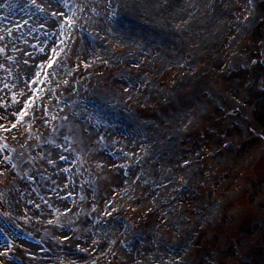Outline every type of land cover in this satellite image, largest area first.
<instances>
[{"label":"rangeland","instance_id":"rangeland-1","mask_svg":"<svg viewBox=\"0 0 264 264\" xmlns=\"http://www.w3.org/2000/svg\"><path fill=\"white\" fill-rule=\"evenodd\" d=\"M190 2L0 0V264H264V0Z\"/></svg>","mask_w":264,"mask_h":264},{"label":"bare ground","instance_id":"bare-ground-1","mask_svg":"<svg viewBox=\"0 0 264 264\" xmlns=\"http://www.w3.org/2000/svg\"><path fill=\"white\" fill-rule=\"evenodd\" d=\"M141 1L150 2L152 4L156 3L157 6L156 12L158 17L164 15L166 19L176 22V23H169V25L167 24V26H169L170 31L177 30L180 26L183 25V21L185 20L189 21L191 18H194L195 16V14H192L191 9H189L190 5H192L190 0L189 3L186 2L187 0H152V1L141 0ZM200 13H202L203 16L208 14L204 5H202ZM184 16L185 17L190 16V18L188 17L184 18ZM205 17L211 18L212 19L211 21H217L213 16L208 15ZM45 85H46V79L42 74L38 76L35 82L34 93L36 91H40V90L42 91L43 88H45ZM62 221L66 222L65 218ZM106 224L108 229L104 234L99 233L100 227H97V225L92 226L90 229V233L88 234L89 240L85 241L86 246L89 245L88 243H90L88 248L86 247L79 252L69 253V255H67L65 258V264L86 263L94 256V254H100L102 252L103 246L105 245L106 241L108 239H111L112 237H115L117 243L123 236L122 227L120 225L114 226L110 223V221H106ZM177 256H178L177 251L165 249L162 250L161 252L152 255L142 264H180V261L176 259ZM30 264H50V263H47L46 261H44L43 263L42 260V263L40 261H31Z\"/></svg>","mask_w":264,"mask_h":264}]
</instances>
